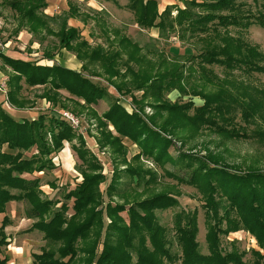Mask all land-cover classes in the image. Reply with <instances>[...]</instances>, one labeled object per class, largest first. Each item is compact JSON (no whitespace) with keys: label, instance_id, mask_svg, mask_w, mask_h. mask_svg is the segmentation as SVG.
Listing matches in <instances>:
<instances>
[{"label":"trees","instance_id":"16d2710c","mask_svg":"<svg viewBox=\"0 0 264 264\" xmlns=\"http://www.w3.org/2000/svg\"><path fill=\"white\" fill-rule=\"evenodd\" d=\"M128 1L139 27L158 30L157 41L169 40L174 34L179 41L190 44L194 52L167 53L151 43L141 46L126 37L118 42L117 50L93 48L81 41L78 29L68 28L66 22L73 15L72 9L67 16L55 18L44 14L46 0L4 2L15 14L18 32L25 28L37 34L50 28L51 32L58 31L65 48H76L81 56L91 54L90 62H99L110 85L132 99L134 111L128 113L107 88L86 77L85 63L77 71L58 64L38 65L0 53L6 65L4 71L10 69L12 73L8 95L13 105L20 104L24 97L22 80L28 86L45 84L53 94L67 91L84 101L81 104L72 99L75 109L95 121L99 148H108L114 156L108 178L86 139L68 120L55 112L16 120L0 106V254L10 244L6 229L13 221L6 214L7 207L11 202H25L26 218L33 221L28 231L41 233L45 241L41 253L33 255L35 264H264V171H238L211 152L201 157L182 151L176 157L169 153L173 137L182 130L188 131L184 137L188 141L205 129L224 138H238L241 128L235 121L239 113L245 123L259 121L264 126V89L235 80V72L264 75V53L244 39V33L253 25L264 29V13L251 14L240 0H181L183 7L171 5L162 12L155 0ZM58 19V28H54L52 25ZM117 38L114 35L109 42ZM138 52L141 59L144 52L162 54L164 63L144 70L136 57ZM124 53L129 59L123 66L126 73L122 74L118 67ZM130 60L139 67L137 70ZM215 66L225 73L223 80L210 68ZM129 75L132 79L123 92L113 80ZM189 86L193 90L190 93ZM213 86L218 87L217 92H205ZM174 90L200 96L204 104H172L166 95ZM134 91L144 92L141 101H137ZM145 99L152 100L148 103L156 113L151 117L145 116ZM100 101L109 103L102 115L92 107ZM164 113L169 118L160 125L158 121ZM110 125L117 135L109 130ZM259 136L264 140V131ZM125 138L139 149L131 158L123 144ZM65 143L72 144L81 162L77 171L82 179L61 203L43 197L41 178L37 175L55 168L54 156ZM144 160L152 161L155 168L146 167ZM162 176L175 179L177 185L194 187L201 195L208 254L200 251L195 210L175 212L172 230L178 251L174 250L169 230L160 224L157 212L179 208L180 202L174 193L152 190ZM102 185L106 186L104 190ZM124 212L128 221L121 215ZM241 230L253 236L259 247L250 251L251 262L245 261L247 252L239 249L238 242L223 245L224 238ZM8 263L7 257L0 258V264Z\"/></svg>","mask_w":264,"mask_h":264},{"label":"rangeland","instance_id":"374dc122","mask_svg":"<svg viewBox=\"0 0 264 264\" xmlns=\"http://www.w3.org/2000/svg\"><path fill=\"white\" fill-rule=\"evenodd\" d=\"M6 0H0V53H4L7 56L15 59H22L29 62H37L38 65L53 66L55 64L63 67L81 71L84 64L85 72L83 74L88 77L92 82L107 88L109 94L119 100L120 105L125 108L128 113H133L134 106L132 105V99L129 96H124L118 93L115 86L102 75V68L99 66V62L91 60V54L79 55L75 49L65 48L59 38L58 31L47 29L40 30V33L33 34L29 30L22 28L17 31L18 22L16 20L14 12L10 7L4 3ZM71 1V2H70ZM246 3V8L250 10L251 14L258 16L259 12L264 13V0H240ZM47 2V0H46ZM128 0H117V2L107 0H94L93 2L80 3L75 0H69V10L74 12L67 20L68 28H76L80 32V39L87 41L90 46L106 47L107 50H117L118 42L122 38H127L132 42H138L141 46L147 43L155 45L160 51L173 52L183 54L185 52L193 53L194 50L190 44H185L180 39L171 35L169 40L157 41L159 32L156 29L146 30L139 27L135 20V16L128 8ZM245 8V9H246ZM46 10L44 14H46ZM68 11H61L59 14L48 15L50 17L60 18V16H67ZM173 16L176 12L172 13ZM47 15V14H46ZM58 22L53 23L54 28H58ZM52 29V28H51ZM235 30V29H233ZM234 32V31H233ZM117 36V40L110 43L109 40ZM110 38V39H109ZM244 39L252 44L258 46V48L264 53V29L260 26L253 25L244 33ZM80 42V40H79ZM75 44V43H74ZM73 44V45H74ZM129 51H133L128 47ZM123 51V50H122ZM125 52V51H124ZM162 56V54H160ZM54 56L52 60L47 57ZM144 57L141 59L139 52L136 53V57L139 62L144 66V70L153 66L155 69L157 66L164 63V58L161 56L150 55L144 52ZM127 53L123 54L120 66L118 67L122 74H125V63L128 61ZM169 60V59H168ZM91 63V65H89ZM98 64V65H97ZM131 66H134L137 70L139 67L135 66L134 62L130 60ZM6 65L0 59V106L10 114L16 120L22 118H37L40 114H50L55 112L58 116H62L68 120L64 114H70L76 120L79 121V126H73V129L82 134L86 139L87 146L94 155L100 160L104 166L105 174L110 178L112 173L114 156L111 151L106 149H100L97 143L98 131L96 129V123L91 120L86 113L79 112L78 108H74L73 100L79 101L84 104L83 100L78 99L75 96H71L70 93L63 90L60 94H53L49 90L47 85L39 84L36 86H28L22 80V94L23 98H20V104L13 105L9 100L8 95V82L12 73L4 71ZM214 74L221 80L226 76L223 70L219 67H210ZM152 69V70H153ZM166 69V67H165ZM89 74L98 75V77L90 76ZM235 80L237 83H245L254 86L259 89H264V75L262 74H250L243 75L235 72ZM132 76L124 77V79L113 80L115 84L119 85L123 89V92L128 89L129 80ZM195 86L192 84V89ZM210 87V86H208ZM189 93L193 90L188 87ZM204 90V89H203ZM214 90V91H213ZM218 87L206 88L205 92H217ZM143 91H134L133 94L137 96V101L142 100ZM236 95V93H234ZM166 98L172 104H185L192 101L195 106H202L204 100L198 96H192L190 94H180L174 90L166 95ZM148 102H152L151 99H145L144 113L145 116L151 117L156 112ZM99 115H102L108 110L109 103L107 101H100L98 105L92 106ZM193 113V111H192ZM61 114V115H60ZM162 119L158 121L160 125L169 118L168 113L161 115ZM177 119L176 116L171 115ZM171 117V118H172ZM236 125L241 128L238 138L228 139L223 136H218L209 130L205 129L196 135L194 139L188 141L185 136L189 133L186 130L177 132V136L173 137L174 145L170 147L169 153L173 157H176L180 151L196 155L198 157L207 155V152H211L221 158L222 161L234 166L238 171L246 172L247 170H262L264 171V140L259 136L261 131H264V126L261 122L257 121L250 125L245 123L239 113L238 118L235 121ZM109 130L117 135L113 126H109ZM171 139V137H169ZM180 138V139H179ZM77 140L74 144H77ZM123 144L128 149V158H131L139 152V149L130 140L123 139ZM146 167L155 168V165L150 160H144ZM55 168L38 174L41 178V185L43 191V197L51 200H57L61 203L65 202L64 195L75 188L76 184L81 181L82 177L77 171V166L81 164L76 152L72 149V144L65 143L64 148L55 154L54 156ZM168 168H172L168 166ZM160 172V171H159ZM162 175V173L160 172ZM158 184L153 185L152 190L155 192L161 190H167V192L174 193L180 202L179 208L169 209L162 212H157V216L160 224L165 226L169 230V237L172 242L174 239L173 217L176 211L185 209L188 211H197L198 214V236L197 240L200 245V251L202 254H208V247L206 243V218L205 209L203 207V200L199 192L191 186L177 185V181L173 178L163 177L158 180ZM105 185H102L101 189H105ZM59 204V206L61 205ZM71 205V202H69ZM25 202H11L7 207V215L11 217L13 223L6 229V233L9 236L10 244L4 249L0 258L7 257L9 264H35L34 254L41 253L42 247L45 245L43 235L37 231H28L33 221L26 218ZM122 217L128 221L127 213H122ZM236 241L240 250H245V261L251 262L252 255L250 251L252 249L259 250L256 239L244 230L232 232L227 238L223 239V245L228 247L229 243ZM174 250L178 251L176 243L174 242ZM24 251V253H23ZM262 252V251H261ZM19 254V256H16ZM20 254H22L20 256ZM81 260V254L78 258ZM79 264V262H77ZM179 264V263H178Z\"/></svg>","mask_w":264,"mask_h":264},{"label":"crops","instance_id":"0c3cea01","mask_svg":"<svg viewBox=\"0 0 264 264\" xmlns=\"http://www.w3.org/2000/svg\"><path fill=\"white\" fill-rule=\"evenodd\" d=\"M75 1L80 3H84V2L88 3V2H93L94 0H75ZM155 1H157L158 3L160 12L164 11L166 7L171 5L177 4L180 7H183V3L181 2V0H155ZM68 4H69V0H47L46 14L52 16L54 14H59V12L61 11H68L69 10ZM21 255L22 254H20V256ZM16 256H19V254H17Z\"/></svg>","mask_w":264,"mask_h":264},{"label":"built area","instance_id":"2783aa9c","mask_svg":"<svg viewBox=\"0 0 264 264\" xmlns=\"http://www.w3.org/2000/svg\"><path fill=\"white\" fill-rule=\"evenodd\" d=\"M65 117L72 123L73 126H79V121L76 120L73 116H71L70 114H64Z\"/></svg>","mask_w":264,"mask_h":264}]
</instances>
